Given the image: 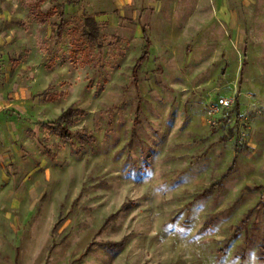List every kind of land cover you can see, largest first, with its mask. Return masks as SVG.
Returning <instances> with one entry per match:
<instances>
[{
    "label": "rangeland",
    "instance_id": "obj_1",
    "mask_svg": "<svg viewBox=\"0 0 264 264\" xmlns=\"http://www.w3.org/2000/svg\"><path fill=\"white\" fill-rule=\"evenodd\" d=\"M42 1L0 0V264H264V0Z\"/></svg>",
    "mask_w": 264,
    "mask_h": 264
},
{
    "label": "trees",
    "instance_id": "obj_2",
    "mask_svg": "<svg viewBox=\"0 0 264 264\" xmlns=\"http://www.w3.org/2000/svg\"><path fill=\"white\" fill-rule=\"evenodd\" d=\"M52 13H48L47 16H51ZM63 24H64V20L60 21V25L58 30H61L63 28ZM73 34H77V30L74 29ZM143 33V38L146 42V44L149 43V40L147 38L146 35V31L145 29L142 30ZM79 36L76 39L77 41H85L88 44L92 45L98 38L99 35V27L98 24L96 22V20L93 17H85L83 19V24H82V29H81V33H78ZM76 37H73V39L75 40ZM145 58V57H144ZM140 63V60L137 62L135 68H134V74H136V69L139 66L138 64ZM235 111L237 114V119L239 118V114H238V104L235 103ZM78 112V110L73 109V108H68L67 110H65L57 119V129H59V136L62 139H68L69 138V132L67 130V128L64 126V124H69L71 123V118L76 115Z\"/></svg>",
    "mask_w": 264,
    "mask_h": 264
},
{
    "label": "crops",
    "instance_id": "obj_3",
    "mask_svg": "<svg viewBox=\"0 0 264 264\" xmlns=\"http://www.w3.org/2000/svg\"><path fill=\"white\" fill-rule=\"evenodd\" d=\"M41 8L45 16H47L48 13H52L51 16H53L54 15L53 13H55L54 5L51 4L49 0H43ZM61 15L63 14L61 13Z\"/></svg>",
    "mask_w": 264,
    "mask_h": 264
},
{
    "label": "built area",
    "instance_id": "obj_4",
    "mask_svg": "<svg viewBox=\"0 0 264 264\" xmlns=\"http://www.w3.org/2000/svg\"><path fill=\"white\" fill-rule=\"evenodd\" d=\"M217 106L218 108H221V109H227L232 106V101L227 100V99H219L217 101Z\"/></svg>",
    "mask_w": 264,
    "mask_h": 264
}]
</instances>
